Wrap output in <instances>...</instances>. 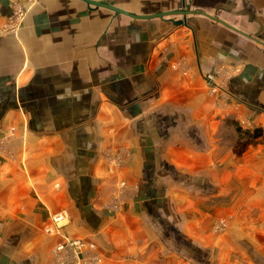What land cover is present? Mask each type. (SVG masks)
Returning <instances> with one entry per match:
<instances>
[{
    "label": "crops",
    "instance_id": "1",
    "mask_svg": "<svg viewBox=\"0 0 264 264\" xmlns=\"http://www.w3.org/2000/svg\"><path fill=\"white\" fill-rule=\"evenodd\" d=\"M98 1L186 15L39 0L0 36V264H71L58 212L104 264H264V0Z\"/></svg>",
    "mask_w": 264,
    "mask_h": 264
},
{
    "label": "rangeland",
    "instance_id": "2",
    "mask_svg": "<svg viewBox=\"0 0 264 264\" xmlns=\"http://www.w3.org/2000/svg\"><path fill=\"white\" fill-rule=\"evenodd\" d=\"M39 0H22V1H16L12 5V11L11 13L6 16L5 18L0 20V36L5 37L9 35H19L20 29L22 28L25 18L29 12L30 9H32L34 6L38 4ZM17 8V13L15 14L14 11ZM12 18V19H11ZM10 131V130H9ZM3 132L0 134V152H2L1 144L4 145L12 140L16 135V127H14L13 132ZM122 181V180H121ZM119 182L117 185V192L112 195L111 199L108 198L106 201H103L104 206L111 211L118 212L121 209V206L123 202L126 200V198L132 197V193L134 192L133 188L127 191L126 189V183L125 182ZM66 213V216L59 222L60 226L56 228V225L54 221L52 220L51 215V225L48 227H53L51 231L47 228L48 232L50 234H54L60 238L58 242L54 245L52 249V253L55 259V262L63 263V262H70L71 264H104L105 259L98 251L97 246L94 242H92L95 247L93 250L92 248H89L90 250H87V246L83 247L81 250H75L73 247L68 246L61 252H56V247L58 244L63 242L66 238H78L71 236L70 234L66 233L64 230V226L67 224L69 220V214ZM230 225V217H222L215 220V223L213 225V231H225ZM80 239H83V241L87 244V239L84 237H79ZM100 259L96 262L97 259ZM134 264H145L141 263H134Z\"/></svg>",
    "mask_w": 264,
    "mask_h": 264
},
{
    "label": "built area",
    "instance_id": "3",
    "mask_svg": "<svg viewBox=\"0 0 264 264\" xmlns=\"http://www.w3.org/2000/svg\"><path fill=\"white\" fill-rule=\"evenodd\" d=\"M14 13H17V8L15 9ZM12 19V18H11ZM205 81L207 86L209 87V91L211 93H216L220 91L221 86L219 85V82L217 80V75L213 72L205 74ZM14 128H11L9 132H13ZM66 216V213L63 212H58L54 213L52 215V220L54 221L56 228L60 226V221ZM50 231L54 229L53 227L48 228ZM71 246L75 250H81L83 247L87 246L88 248H94L95 245L91 242H87V244L83 241V239L80 238H66L63 242L57 245L56 247V252H61L63 251L66 247ZM100 259L98 258L96 260L99 261Z\"/></svg>",
    "mask_w": 264,
    "mask_h": 264
},
{
    "label": "water",
    "instance_id": "4",
    "mask_svg": "<svg viewBox=\"0 0 264 264\" xmlns=\"http://www.w3.org/2000/svg\"><path fill=\"white\" fill-rule=\"evenodd\" d=\"M86 2H88L89 4H93V5H97V6H103V7H107L110 8L112 10H114L115 12L118 13H122V14H126L130 17H136V18H140V19H149V18H154V17H160L163 18L165 15H169V14H174V13H184L186 15V13L182 10L179 11H172V12H164V13H153V14H149V15H141V14H137V13H131L123 8H120L114 4L111 3H106L103 1H98V0H84ZM184 20L183 19H179V21H175L174 23L179 24V23H183Z\"/></svg>",
    "mask_w": 264,
    "mask_h": 264
},
{
    "label": "trees",
    "instance_id": "5",
    "mask_svg": "<svg viewBox=\"0 0 264 264\" xmlns=\"http://www.w3.org/2000/svg\"><path fill=\"white\" fill-rule=\"evenodd\" d=\"M234 131H236L241 137V142L253 141V139L257 138L258 135L262 133V130L258 128L253 130L244 129L238 121H234Z\"/></svg>",
    "mask_w": 264,
    "mask_h": 264
}]
</instances>
